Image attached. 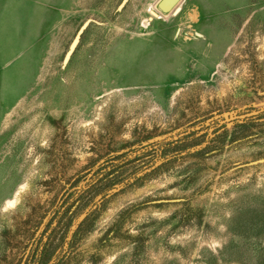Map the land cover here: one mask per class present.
<instances>
[{
	"label": "rangeland",
	"instance_id": "rangeland-1",
	"mask_svg": "<svg viewBox=\"0 0 264 264\" xmlns=\"http://www.w3.org/2000/svg\"><path fill=\"white\" fill-rule=\"evenodd\" d=\"M158 1L0 0V264H264V0Z\"/></svg>",
	"mask_w": 264,
	"mask_h": 264
},
{
	"label": "trees",
	"instance_id": "trees-1",
	"mask_svg": "<svg viewBox=\"0 0 264 264\" xmlns=\"http://www.w3.org/2000/svg\"><path fill=\"white\" fill-rule=\"evenodd\" d=\"M192 133H189V134H187V135H185V136H183V137H181V138H179V139H176V140H174V141H171V142H169V143H167V145L164 147V148H162L161 149V154L164 156V157H167V154H166V151L168 150V149H174V148H177V147H180V145L182 144V142L183 141H185V140H187V141H189L191 138H192ZM186 141V142H187ZM186 142H184V143H186ZM185 146H186V144H184ZM168 147V148H167ZM164 149V152L162 151ZM180 149H184V146L182 147H180L179 148V150ZM128 180V178L127 179H125L124 181H127ZM123 182V181H122ZM122 182H120V183H122ZM111 188V186L109 187H107L105 190H109ZM106 194V192L105 193H103V195H105Z\"/></svg>",
	"mask_w": 264,
	"mask_h": 264
},
{
	"label": "water",
	"instance_id": "water-1",
	"mask_svg": "<svg viewBox=\"0 0 264 264\" xmlns=\"http://www.w3.org/2000/svg\"><path fill=\"white\" fill-rule=\"evenodd\" d=\"M180 0H159L157 7L162 13L170 12Z\"/></svg>",
	"mask_w": 264,
	"mask_h": 264
},
{
	"label": "bare ground",
	"instance_id": "bare-ground-1",
	"mask_svg": "<svg viewBox=\"0 0 264 264\" xmlns=\"http://www.w3.org/2000/svg\"><path fill=\"white\" fill-rule=\"evenodd\" d=\"M180 1H181V0H180ZM180 1H179V2H180ZM179 2H178V3H179ZM178 3L174 6V8H173L171 11H173V10L176 8V6L178 5ZM168 15H169V14H168Z\"/></svg>",
	"mask_w": 264,
	"mask_h": 264
}]
</instances>
